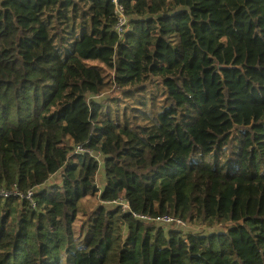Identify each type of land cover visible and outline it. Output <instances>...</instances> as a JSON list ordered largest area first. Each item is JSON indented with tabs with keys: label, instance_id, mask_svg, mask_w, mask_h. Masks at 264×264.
I'll list each match as a JSON object with an SVG mask.
<instances>
[{
	"label": "trees",
	"instance_id": "1",
	"mask_svg": "<svg viewBox=\"0 0 264 264\" xmlns=\"http://www.w3.org/2000/svg\"><path fill=\"white\" fill-rule=\"evenodd\" d=\"M120 3L0 0V264H264V0Z\"/></svg>",
	"mask_w": 264,
	"mask_h": 264
},
{
	"label": "built area",
	"instance_id": "2",
	"mask_svg": "<svg viewBox=\"0 0 264 264\" xmlns=\"http://www.w3.org/2000/svg\"><path fill=\"white\" fill-rule=\"evenodd\" d=\"M112 5L115 8V14L117 17V22L115 25V30L118 34L122 35L125 32V27L126 24L128 23V17L125 14V9L124 6L120 3V0H111ZM77 152H86V149L83 147H77ZM12 192H9L8 190H0V196L2 197H7L11 195ZM32 196V192L30 191L28 194V197ZM104 205H112V206H119L123 209L125 212H132L130 203L125 199V198H118L115 200H108V201H103ZM133 216L135 218H138L143 221H149V222H155L158 225H163V226H173V227H186L187 222L180 217L174 216V215H169V214H163L160 216H152V215H143V214H137L133 213Z\"/></svg>",
	"mask_w": 264,
	"mask_h": 264
},
{
	"label": "rangeland",
	"instance_id": "3",
	"mask_svg": "<svg viewBox=\"0 0 264 264\" xmlns=\"http://www.w3.org/2000/svg\"><path fill=\"white\" fill-rule=\"evenodd\" d=\"M76 120L79 122V121H80V118H76ZM74 123H75L74 120H73L72 122H70L71 129L74 130V131L79 132L78 130H79V126H80V124L78 123V124L75 125ZM86 133H87V130H85L84 132L82 131V134H83V135H86ZM101 160H102V159H101ZM98 182H99V183H102L100 176L98 177ZM163 227H164V229H166V230L177 229L176 227H173V226H170V227L163 226ZM189 228H190V230L206 232V231H208V229H210L211 227L203 226V225H196V226H194V225H189ZM216 229H217V230H218V229L220 230L221 228L215 226V228H213V229H211V230H216Z\"/></svg>",
	"mask_w": 264,
	"mask_h": 264
},
{
	"label": "crops",
	"instance_id": "4",
	"mask_svg": "<svg viewBox=\"0 0 264 264\" xmlns=\"http://www.w3.org/2000/svg\"><path fill=\"white\" fill-rule=\"evenodd\" d=\"M101 181H102V183H99V182H98V186H99L100 188H103V185H104V179L101 178Z\"/></svg>",
	"mask_w": 264,
	"mask_h": 264
}]
</instances>
